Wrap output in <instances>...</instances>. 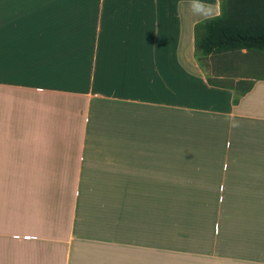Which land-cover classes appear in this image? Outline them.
<instances>
[{
	"label": "crops",
	"instance_id": "obj_1",
	"mask_svg": "<svg viewBox=\"0 0 264 264\" xmlns=\"http://www.w3.org/2000/svg\"><path fill=\"white\" fill-rule=\"evenodd\" d=\"M190 2L0 0L5 264H264V74L210 84Z\"/></svg>",
	"mask_w": 264,
	"mask_h": 264
},
{
	"label": "trees",
	"instance_id": "obj_2",
	"mask_svg": "<svg viewBox=\"0 0 264 264\" xmlns=\"http://www.w3.org/2000/svg\"><path fill=\"white\" fill-rule=\"evenodd\" d=\"M194 44L200 64L203 58L220 53L264 52V0H220V13L195 25ZM221 75H209L208 82L225 86ZM251 85L252 81L232 80L228 86L235 90L233 102Z\"/></svg>",
	"mask_w": 264,
	"mask_h": 264
},
{
	"label": "rangeland",
	"instance_id": "obj_3",
	"mask_svg": "<svg viewBox=\"0 0 264 264\" xmlns=\"http://www.w3.org/2000/svg\"><path fill=\"white\" fill-rule=\"evenodd\" d=\"M246 51L241 53L226 54L220 53L212 55L201 60V64L210 76L215 73H222L227 78H222L223 83H231L236 76H254L258 77L264 74V52ZM244 53V54H242ZM0 173H5L1 171ZM5 185L6 183H0ZM0 264H5V259H0Z\"/></svg>",
	"mask_w": 264,
	"mask_h": 264
},
{
	"label": "clouds",
	"instance_id": "obj_4",
	"mask_svg": "<svg viewBox=\"0 0 264 264\" xmlns=\"http://www.w3.org/2000/svg\"><path fill=\"white\" fill-rule=\"evenodd\" d=\"M190 8L193 14L210 18L212 15L213 5H206L203 0H191Z\"/></svg>",
	"mask_w": 264,
	"mask_h": 264
}]
</instances>
